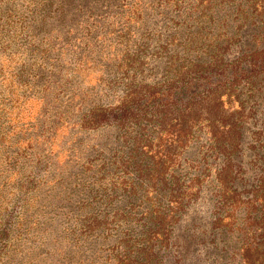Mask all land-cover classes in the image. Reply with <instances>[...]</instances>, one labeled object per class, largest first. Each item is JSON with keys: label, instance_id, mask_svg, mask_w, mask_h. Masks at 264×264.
Masks as SVG:
<instances>
[{"label": "rangeland", "instance_id": "obj_1", "mask_svg": "<svg viewBox=\"0 0 264 264\" xmlns=\"http://www.w3.org/2000/svg\"><path fill=\"white\" fill-rule=\"evenodd\" d=\"M260 55L264 0H0V264H264V64L180 90Z\"/></svg>", "mask_w": 264, "mask_h": 264}, {"label": "trees", "instance_id": "obj_2", "mask_svg": "<svg viewBox=\"0 0 264 264\" xmlns=\"http://www.w3.org/2000/svg\"><path fill=\"white\" fill-rule=\"evenodd\" d=\"M247 60L258 69L264 64V55L240 58L228 63L215 61L212 64L201 65L180 80V90L188 85L194 86L196 92L192 96L201 98L210 92L217 93V90L233 87L250 74L251 71L249 73L246 71L249 65ZM184 104H187V101ZM127 112L130 113L129 108Z\"/></svg>", "mask_w": 264, "mask_h": 264}]
</instances>
